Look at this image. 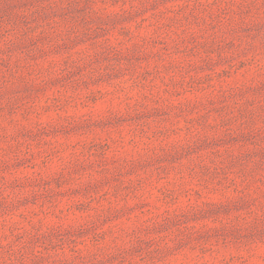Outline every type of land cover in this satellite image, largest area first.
<instances>
[{"label":"rangeland","instance_id":"rangeland-1","mask_svg":"<svg viewBox=\"0 0 264 264\" xmlns=\"http://www.w3.org/2000/svg\"><path fill=\"white\" fill-rule=\"evenodd\" d=\"M0 264H264V0H0Z\"/></svg>","mask_w":264,"mask_h":264}]
</instances>
